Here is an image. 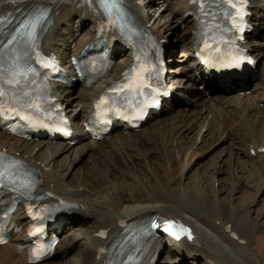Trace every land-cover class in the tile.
Masks as SVG:
<instances>
[{
    "label": "bare ground",
    "instance_id": "bare-ground-1",
    "mask_svg": "<svg viewBox=\"0 0 264 264\" xmlns=\"http://www.w3.org/2000/svg\"><path fill=\"white\" fill-rule=\"evenodd\" d=\"M156 1L124 0L132 16L151 35L168 42L169 45L176 44L177 41L182 43L181 61L185 63L183 68L185 74L177 77L179 71L173 68L180 59L168 60L171 63L170 73L173 74L169 79L175 97L167 104L163 113L153 119L154 122L159 121L170 112L169 115H172L170 121L158 122V126L143 137L138 136L143 135L145 128L135 134L123 130L124 124H120V128L114 132L110 140L97 142L87 135L84 122L91 114L95 99L112 80L119 78L131 65V54L123 50L115 53V56L119 57V62L110 77L101 83L92 87H85L79 83L81 89L71 91L64 86H58L68 111L74 113V122L80 138L76 146L64 142L50 143L47 140H20L0 131V148L41 173L43 182L39 191L45 193L50 198L49 201L56 198L55 201L64 200L75 205L65 212L63 218L54 227L53 233L64 234L74 225L79 227V230L61 240L51 263L45 264H53L55 259L54 264H105L100 250L117 245L116 242L122 237L124 221L153 216L160 221L176 223L183 221L194 230L193 240L187 241L183 238L174 240L179 242V259H177L179 264H187L188 259L197 258L204 260L203 264H213L214 256L211 252L219 254L225 264H252L255 258L253 252L256 253V250L252 249V244L256 233L254 221L248 217L250 211L225 205L214 194L204 196L200 185L197 186L196 193L190 187L178 186L176 183L186 178V171L191 169L192 164L201 163L204 151L201 144L208 141L206 140L208 138L211 141L210 146L215 147L219 144L216 148H223L222 153H227L239 164L256 166L258 162L264 163V152H261L264 149V133L260 132V134L256 129L251 128L253 125L257 126L258 121L260 122L264 116V65H260L262 81L257 85V90H254L255 99L243 97V92L249 86L246 81L241 82V86L237 87L231 97L213 93L212 89H209L213 85L209 82L206 90L201 91L199 87L203 76L202 70L195 66L192 58L186 59L194 50L197 30L194 19L182 21L183 15L189 10V0ZM250 2L254 6L252 20L258 28L255 33L249 35L248 45L253 48V55L262 62L264 0H250ZM42 8L50 13L43 48L58 53L63 62L68 64L69 56L79 54L85 45L94 40L98 16L101 12L97 0H0V17L7 14L14 15L13 23H16ZM154 10L160 13L159 17L151 15ZM182 25H185L184 29ZM80 27L83 32L78 35ZM108 44L111 46L112 43ZM173 53L174 50L171 55ZM70 72L72 77H76L74 69ZM198 74L201 78L197 77ZM187 101L189 105L186 104ZM173 107L175 112L172 111ZM187 107L193 109L185 112ZM242 118L254 124L245 127L243 121L240 122ZM229 129L235 131L230 144H228ZM203 130L205 133L200 135ZM192 131L198 133L197 138L194 137L192 142L181 138V134L191 135ZM171 133H175L172 139L169 136ZM179 135L180 140L177 139ZM163 140L166 141L165 143L172 141L178 149L177 152L174 147L161 146L159 142ZM140 142L152 145L146 155L141 154ZM228 145L230 148H225ZM93 148L98 154L95 168H100L103 174L95 171L71 183L70 175ZM175 152L179 154V162L177 158L173 159V155L176 156ZM164 159L169 162L165 163ZM118 162L123 166L120 167ZM176 163L181 168L178 176L172 171V168L175 171ZM113 168H117L119 173H114ZM218 173L221 172H215L214 176ZM150 175L160 184L153 187L154 191H150L146 183ZM165 177L174 178L175 182L171 180L164 182ZM213 180L215 183V178ZM132 184L134 188L141 186L145 195L142 191H137L130 196ZM201 214L205 220L200 218ZM13 223L17 226L27 225L22 206L14 215ZM103 230L108 231L107 237L100 235ZM24 236L20 234L9 244L0 246V264H28L27 253H20L18 250V244ZM148 241L150 242V239ZM217 241L222 242L225 249L221 250L219 245L220 248L217 247ZM149 242L142 253L144 262L155 258L156 264H161V259L167 252L173 254L172 249L168 247L172 244L168 237H159ZM136 244L140 242H135L134 245ZM68 247L69 251L65 250ZM226 248L233 250L227 257L224 255ZM78 249L80 252H77ZM118 253L123 256L126 250L118 249ZM68 258L69 260H66ZM214 263L220 264V261Z\"/></svg>",
    "mask_w": 264,
    "mask_h": 264
},
{
    "label": "rangeland",
    "instance_id": "rangeland-1",
    "mask_svg": "<svg viewBox=\"0 0 264 264\" xmlns=\"http://www.w3.org/2000/svg\"><path fill=\"white\" fill-rule=\"evenodd\" d=\"M160 0H157L156 2H158ZM152 16H156L159 17L160 13H157L155 10L151 13ZM184 27H182L183 29ZM181 42L177 41L176 44H171V48L169 47V53H172V51H175V55L178 57L177 59H180V62H177V64L174 65L173 68H176V70H179V75L178 76H182L185 73L183 72V67H184V63L181 61L182 60V56H183V49L181 48ZM176 46V47H175ZM175 48V49H174ZM174 55V53H173ZM264 58L262 60V62H259V71L257 73V77L252 81V83H250V86L248 88V90L245 92V94L243 95V97L245 99H255L256 96V91L257 90V85L259 83H261L262 79H261V72H260V65H264ZM261 65V66H262ZM182 67V68H181ZM182 69V70H181ZM81 86L77 87L78 90H80ZM234 92L228 93L229 97H231L233 95ZM254 97V98H253ZM226 108V106H225ZM263 108V107H262ZM193 108H186L185 112H188L189 110H192ZM228 110V109H227ZM175 112V111H174ZM172 114V113H171ZM172 117V115H169V113L165 114L163 116V118L159 121H153L151 123H149L146 127H145V131L142 133L143 135H140L138 137H143L144 135H148L152 132V130L158 126V122L160 123H166L167 121H170V118ZM163 120V121H162ZM165 120V121H164ZM252 120V119H251ZM254 120V119H253ZM243 121L242 123L244 124L245 127H251V125H253L254 123L252 122V124L249 122L248 119H243L240 120V122ZM246 122V123H245ZM202 123V121L200 122ZM254 126V127H253ZM251 128H254L257 130V132H261L262 134L264 133V116L263 118H261L260 122L258 121L257 126L253 125ZM261 126H263L261 128ZM180 132V131H178ZM193 133L191 135L189 134H181V138L182 139H186L190 142H192V140H194V137H196V135L198 134L196 131H192ZM234 130L233 129H229V136H228V144L231 143L233 135H234ZM205 130H203L201 132L200 135L204 134ZM260 133V134H261ZM138 134V133H137ZM208 134V133H206ZM170 138H174L175 133H171ZM213 136V135H212ZM133 138H137V137H133ZM177 139L180 140V135L177 137ZM208 141H206L205 143L201 144V141L198 140L199 144H201L202 149H204L203 153H202V159H201V163L199 165H195L192 164L191 165V169H188L186 171V178H183L182 180H178L176 185L178 184V186H188L190 187V189H193L196 193H197V186L200 185L202 186V194H204V196L206 194H214L217 196V198L222 201V203H224L225 205H231L234 208H237L238 210H248L251 213L248 214V217L251 218L254 221V230H255V239L253 242V250H256V253L253 252L255 254V258H253V262L252 264H264V163L258 162L256 166H252V165H242L237 163L231 156H229L227 153H222L223 152V148L217 149V146H210L209 144L211 143V141L208 139H206ZM166 141H162L159 142V144H161V146L166 145L168 148H175L176 152H177V147L175 146V144L173 145V142H168L165 143ZM140 146H141V154L146 155L149 152V149L151 148L152 145L150 144H145L140 142ZM205 144V145H204ZM210 147H209V146ZM228 146H225V148H230ZM149 148V149H148ZM176 154V156L173 155V159L177 158L176 160L179 162V158L178 155ZM97 156L98 154L95 152V149L93 148L91 150V152L89 153V155H87L85 158H83L82 162H80V164L75 168V170L72 172V174L70 175L69 181L72 183L76 180H78L79 178H81V176L83 175H89L92 172L97 171V173L99 174H103V172H100V168L96 169L95 168V164H97L98 160H97ZM172 160V157H170ZM167 159V158H166ZM166 159H164L163 161L169 162ZM200 161V160H199ZM96 162V163H95ZM245 162V161H244ZM118 165L120 167H122V163L118 162ZM118 166V167H119ZM119 167V168H120ZM178 167V168H177ZM175 171L172 168V171L175 173V176H178L181 172V168L179 164H175L174 166ZM114 173L118 174V169L117 168H113L112 170ZM220 171L221 173L215 174V172ZM146 172V171H145ZM80 173V175H79ZM214 176V177H213ZM152 177V178H151ZM215 178V183H213V179ZM172 181L175 182L174 178H169V177H165L164 182H168V181ZM158 180H156L153 176L150 175V177L148 178V180L146 181L147 186L149 187L150 191H154V188L159 184ZM214 184V185H213ZM154 187V188H153ZM131 191L132 194L129 193L130 196H132L134 193H136L137 191H142L141 186L138 185L137 188H134L133 184L131 186ZM143 195H145V192L142 191ZM144 199V197H143ZM250 205V206H249ZM106 211H108L106 209ZM202 220H205V218L202 216V214L200 215ZM79 220H83V221H87L85 219H79ZM219 225V224H218ZM70 230L65 231L64 234L61 235L62 240L65 237H70L71 235L77 233V231L79 230V227L77 226H70L69 227ZM75 232V233H74ZM219 242V243H218ZM171 245V244H170ZM169 245V246H170ZM221 247H219V246ZM217 247H219L221 250L225 249V245L220 242L217 241ZM171 248V247H170ZM218 248V249H219ZM69 247L65 248V250L69 251ZM172 251L173 254H169L168 252L163 256V258L161 259V264H179L177 262L178 258V252L179 249H177L176 247L172 246ZM226 252L224 253V255L227 257L228 254H231V252H233L232 249L229 250V248L225 250ZM77 252H80V249H78ZM212 255L214 256V260L212 261L213 264L214 261H220V264H225L223 262H225L223 260V258L215 253V252H211ZM235 256V254H234ZM197 258V257H196ZM66 260H69L66 259ZM64 260V261H66ZM53 262H56V259L53 260ZM205 261L202 259H188L187 264H203ZM53 263V264H54Z\"/></svg>",
    "mask_w": 264,
    "mask_h": 264
},
{
    "label": "snow or ice",
    "instance_id": "snow-or-ice-1",
    "mask_svg": "<svg viewBox=\"0 0 264 264\" xmlns=\"http://www.w3.org/2000/svg\"><path fill=\"white\" fill-rule=\"evenodd\" d=\"M107 2L113 3L115 5H119V0H107ZM222 2L226 5H228L231 9L234 11L229 14L227 11L225 12V15L230 19L232 29L238 30L240 33H243L245 31L244 27H241V22L243 21V15L241 14V6L238 5L236 0H222ZM101 6L103 7L106 3V0H100ZM194 4H198V6L205 11L207 14V9L205 5L208 3V0H193ZM108 10L106 9V12ZM246 14V13H245ZM2 22V21H0ZM124 26V22L122 21L120 27ZM37 23L28 22L23 25V28L26 32V38L28 39H34L36 38V32H37ZM15 43V39L10 40L8 42L9 46L11 47L12 44ZM242 57L239 56H232L229 63L235 64L236 66H239L240 60ZM251 63V61H248ZM49 67H51L49 65ZM133 72L135 73L134 79L128 83L127 85L121 86L119 88H113V91H124L125 88H127L129 91H138L141 87H148L147 80L148 78L153 74L159 73V70L153 66L148 65L144 67H139L137 69H133ZM32 73V69H24L22 66H17L15 70L11 71H5L4 69L0 68V98L6 97V91L4 85H7L8 87H16L17 85L21 84V77H27ZM153 92L156 91V89H152ZM25 96H29L30 94L25 91ZM40 97L34 96L30 97V102L28 103V107L35 109L36 111L42 110L41 103H40ZM103 102V101H102ZM100 105H97V108H99ZM9 111H15V109H9ZM2 111H0V115H2ZM65 123H67L65 121ZM58 131L65 132V128H59ZM19 162L15 160H9L7 163L4 162V159L2 158V154H0V190L7 189L12 192H19L21 195L28 197L30 193L33 191V185L34 181L32 180H25L23 176L20 173V169L17 166ZM22 167V166H21ZM28 175L27 173H24V176ZM156 229H159L160 231L164 232L168 236H171L177 240L181 239L182 236H187L188 239H192L191 232L188 228H186L182 224H177L175 221H167L165 223H157L155 220L151 221L149 224L145 226V233L146 234H152V232ZM101 236H104V233H100ZM2 237H0V243H4ZM33 259L36 261L39 259L37 257L36 251L33 250Z\"/></svg>",
    "mask_w": 264,
    "mask_h": 264
}]
</instances>
